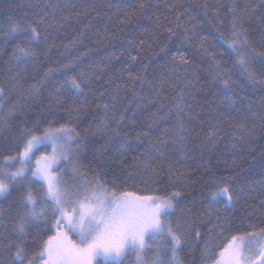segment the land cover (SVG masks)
Wrapping results in <instances>:
<instances>
[{"label":"snow or ice","instance_id":"6c2138e0","mask_svg":"<svg viewBox=\"0 0 264 264\" xmlns=\"http://www.w3.org/2000/svg\"><path fill=\"white\" fill-rule=\"evenodd\" d=\"M162 6L172 11L171 5L150 4L148 0H134L123 9L117 6V12L124 11L119 23L132 25L149 8L158 11ZM57 7L49 13L30 2L27 8L36 11H26V18L21 19L5 13L7 19L0 24V131L10 133L0 137V264H123L129 252L135 254L136 264H183L180 253L198 247L205 235L208 239L201 250L204 264H255V260L264 264V227L230 238L226 235L234 229L227 210L244 197L254 198L257 189L252 184L244 187L228 181L217 183L214 178L206 181L201 185L208 189L202 193L204 213L183 203L190 195L186 190L192 187L185 171L169 165V184L174 190L164 188V194H157L152 188L164 162L170 159L169 153L175 151L186 157L189 143L209 158L224 139L221 132L226 129L232 149L239 151L240 145L254 143L249 125L255 128L258 120L264 127V11L255 17L257 29L246 27L257 8L251 4L238 8L235 0L228 5L230 30L226 35L217 26L219 36L214 45H226V51H209L207 36H199V43L193 45L190 41L197 34L189 36L185 29L183 43L198 56L186 59L181 54L177 59L173 54L170 75L165 76L146 63L140 53L145 45L153 48L149 38L157 42L158 50L149 59L165 52L167 43L161 46L160 37L171 41L178 35L177 30L183 27L179 21L187 8L177 11L174 19L165 16L166 23L159 16L155 20L149 16L152 27L142 29L138 42L130 40L121 55L110 54L106 62L94 63L89 66L93 70L88 71L80 67L84 53L72 54L78 51L81 39L72 42L71 51L69 45H64L65 52L56 48L52 31L70 19L57 18ZM203 7L207 16L209 5ZM219 7H212L214 16L219 15ZM84 8L89 10L88 5ZM259 9H264V0H260ZM189 19L194 21L195 17L189 15ZM257 31L259 47L253 46L252 34ZM54 49L59 53L55 59ZM133 49L137 55H132ZM204 57L208 58V67L202 69ZM113 61L120 67L108 75L106 70L113 68ZM229 62L240 70L246 83L233 78ZM202 71L207 79H203ZM171 76L182 87L172 107L148 125L156 127L158 135L136 131L140 125L138 113L145 106L137 104L129 110L123 102L132 103L129 93L135 98L147 88L153 92L149 103L155 104L166 84L176 88ZM45 92L49 111L54 102V107L67 116L59 127H53L49 120L41 129L47 117L30 108V101L41 100ZM256 94L259 100L254 99ZM13 97L14 103H9ZM164 107L161 104L159 109ZM29 111L35 114L34 119ZM129 111L131 115H127ZM17 114L20 118L13 123ZM86 120L81 134L76 129ZM161 122L164 127H160ZM205 127L208 131L201 139ZM114 142L119 146L108 155ZM261 150L264 152V146ZM89 154V164L82 163ZM129 155L131 160L127 159ZM94 161H98L99 171L89 167ZM231 166L238 167V160L233 159ZM125 168H129L126 174ZM137 177L143 189L136 183ZM259 184L264 189V181ZM144 191L153 194L145 195ZM257 207L264 224V199ZM206 224L210 227L205 233L202 229ZM247 227L256 229L257 225L249 222ZM216 248L220 249L218 253Z\"/></svg>","mask_w":264,"mask_h":264},{"label":"trees","instance_id":"16d2710c","mask_svg":"<svg viewBox=\"0 0 264 264\" xmlns=\"http://www.w3.org/2000/svg\"><path fill=\"white\" fill-rule=\"evenodd\" d=\"M38 4L45 11L52 13L53 6H58L54 15L59 18L61 16H69L68 21H62L63 27L53 29L52 37L55 39L56 48L59 49V52H65L64 45H69V51H71L72 42L76 39H81L82 44L78 46V51L72 52L73 55H79L84 53L80 57V67L85 70L92 71L89 66L105 61V58L110 54L115 53L116 55H121L122 49H127L129 46V41L135 39L137 42L141 37L140 33L143 28H151L152 23L149 21L148 17L151 16L152 20L156 19V16L160 17L161 21H164V17L168 16L169 19H174L176 12H184V9L187 8V14L181 17L179 23L183 27L177 30L178 35L173 37L171 41L164 40L163 37H160V45L163 46L164 43H167V48L165 52H159L153 59L149 57L153 56V52H158L156 47V41H153L149 38V43L153 44L152 49H148L145 45V51L140 53L144 58L146 63H149L152 68H155L157 72L162 73L165 76L170 75L171 60L173 54L177 55V59L182 54L186 59H191L195 56H198V53L194 51L193 48H189L188 45L183 43V37L185 35V29L188 30L187 34L193 36V32L197 35L190 41L193 45L199 43V36L209 37V51H226L227 46L223 47H214L218 40L217 26H219L224 33L227 35L230 30V19L231 16L227 14L228 5L233 2V0H148L150 4H155L159 2L161 5H171L172 11L169 12L166 7H160L157 11L155 8H149L146 14L133 21L132 25H121L119 21L124 18V11L121 10L117 12V6L123 9L126 6L131 5L134 0H0V24L4 23L7 19V15H10L13 19L26 18L25 12L29 14L36 11V9L27 8L28 3ZM235 3L238 8H244L245 5L251 4L254 8L258 10L253 16L252 22L246 24V27L257 28L258 24L256 23L255 17L260 15V11L264 9H259L260 0H235ZM75 4L76 7L72 8L70 5ZM204 4H208V15H204ZM221 5L217 9L219 15L214 16L212 12V7L215 5ZM84 5H88L89 10H85ZM130 10V8H129ZM79 13V15H77ZM43 14V13H41ZM189 15L195 17V20L192 21L189 19ZM166 23V21H164ZM195 24V28H193ZM159 31V29H157ZM83 33V35H81ZM254 37L253 46L259 47V31L253 33ZM213 37L216 39L214 40ZM8 51H11L9 48ZM56 49L53 50V58L55 59L58 56ZM136 49H133L132 55H137ZM67 55V53H65ZM5 59L7 55L5 54ZM126 61V57H122ZM227 59V57H225ZM204 63L202 64V69L208 67V58H203ZM106 62V61H105ZM167 66H164L165 63ZM113 68H109L106 71L108 75H111L115 67H120V64L116 61H113ZM2 66V64H0ZM103 67V64H101ZM227 67L229 71L233 74L234 79H238L241 83H246L243 77L240 75V70L237 69L233 62H229ZM258 69V65H257ZM151 71V69H150ZM203 79H207V74L203 71L201 72ZM0 76H3V73H0ZM108 76H105L107 79ZM172 83L176 84V88L173 89L170 85L166 84L161 91V95L155 98V104L149 103V99L153 97V92L149 91L147 88H144L140 95L132 98L131 93H129V99L132 100V103H128L125 100L123 103L127 105L128 109H134L137 104H142L145 108L138 113L140 119V125L136 128V131H146L149 132L150 136L158 135V129L156 127L149 128L148 125L155 119H158L159 116H162L164 112L172 107L175 102L176 94L180 91L182 84L176 79L175 76H171ZM107 87V86H106ZM254 99L259 100V94H256ZM15 97H13L9 103H14ZM104 101L101 100L100 103ZM164 105L163 109H159L160 105ZM49 99L47 92L44 93L43 98L39 101H30V108L35 109V111L43 112L47 117L43 120L41 124V129L48 125V121H53V127H59L60 124H63L67 119V116L63 110H57L54 107V102L52 110L49 111ZM67 105H65V108ZM95 107V104H93ZM7 111V109H5ZM152 113H156L155 116ZM131 111L127 115H131ZM29 115L34 119L35 114L29 111ZM20 117L17 114L13 123L18 120ZM91 119V116L88 118ZM88 121L86 120L83 124L77 127V131L83 134V128L87 125ZM132 126L129 125V128ZM160 127H164L163 122H161ZM249 128L254 139V143L248 145H240L239 151L231 148V145L228 141L226 132H221V135L224 136V139L219 143L215 149L214 155L209 158L207 153H201L200 149H193L192 144L189 143L188 148L190 149L187 152L186 157L182 156L179 152H170V159L164 162V168L159 172V175L156 177L157 183L152 185V188L157 190V194H164L162 189L167 188L168 191L174 189L171 188L169 184V175H168V166L171 165L172 168L176 171H185L187 176L191 177L189 183L192 184L190 189H187L190 193L188 199L183 201V203L194 206L195 209L201 213H204L206 209L203 206V196L202 193L208 191L207 188H202L201 185H204L206 181L214 178L217 183L223 181H228L235 186H244L247 187L248 184H252L256 189L253 199L248 197L242 198V201L237 204L234 208H229L227 210V215L234 225L233 231L227 233L226 235L230 238L231 235H242L245 231H258L259 228L264 227V224H261V210L258 209V205L262 199H264V189L260 188V181H264V152L261 148L264 146V127H261L259 121L257 120L255 128H252L249 125ZM208 128L205 127L200 133L201 139L204 134H206ZM135 131L130 132L132 137L135 136ZM10 133L0 131V137L9 136ZM95 139V138H93ZM98 143H103V140H98ZM147 143V140H145ZM119 146L118 142H114L109 146L108 155H113L115 149ZM143 147V145L141 146ZM172 145L169 144V148ZM249 148L253 149L249 151ZM43 151V149H41ZM139 151V150H138ZM0 154H3L0 152ZM40 153L38 152L37 155ZM92 159L91 154L88 157L82 158L81 162L84 164H89V161ZM128 160H131V155L128 156ZM237 159L239 166L232 167L231 161ZM98 161L92 162L89 167L92 170L99 171L97 167ZM18 166V164L16 165ZM119 171V168H117ZM129 168H125V174ZM111 177H109L110 179ZM175 179V176H173ZM195 181V183H192ZM131 183V182H130ZM136 183L139 184L140 188L143 189V184L140 182V178H136ZM132 190V189H129ZM143 194L150 195L153 194L151 191H144ZM15 196V193H13ZM192 201H195V204L192 205ZM4 205H7V202H4ZM247 217V219H245ZM175 217L173 216V219ZM215 219V217H213ZM254 223L257 225L256 229L248 228V223ZM210 225H205L204 231L206 233L207 228ZM36 229L33 228L32 232L35 233ZM46 238V237H45ZM207 235L204 236L199 243V246L195 249L185 248L181 253L180 257L183 264H204L201 259V250L204 247L205 240H207ZM220 243L219 240L215 241ZM227 243L226 240L223 241ZM219 248L215 249V252L218 253ZM149 256L153 255V252L148 253ZM123 264H136L135 254L129 252L125 257ZM211 264V262H208Z\"/></svg>","mask_w":264,"mask_h":264},{"label":"rangeland","instance_id":"374dc122","mask_svg":"<svg viewBox=\"0 0 264 264\" xmlns=\"http://www.w3.org/2000/svg\"><path fill=\"white\" fill-rule=\"evenodd\" d=\"M49 151H50V149H49ZM254 260H255V258H254ZM255 264H259V261L258 260H255Z\"/></svg>","mask_w":264,"mask_h":264}]
</instances>
